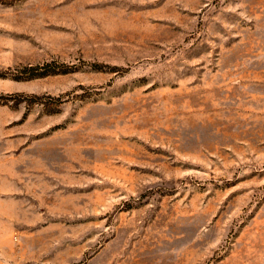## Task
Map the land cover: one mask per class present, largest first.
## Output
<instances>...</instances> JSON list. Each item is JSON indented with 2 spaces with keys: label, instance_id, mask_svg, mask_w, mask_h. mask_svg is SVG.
Segmentation results:
<instances>
[{
  "label": "rangeland",
  "instance_id": "374dc122",
  "mask_svg": "<svg viewBox=\"0 0 264 264\" xmlns=\"http://www.w3.org/2000/svg\"><path fill=\"white\" fill-rule=\"evenodd\" d=\"M0 264H264V0H0Z\"/></svg>",
  "mask_w": 264,
  "mask_h": 264
}]
</instances>
